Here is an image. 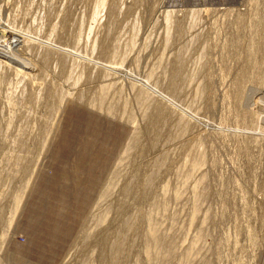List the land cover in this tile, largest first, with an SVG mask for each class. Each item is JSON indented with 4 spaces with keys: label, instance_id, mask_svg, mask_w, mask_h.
Wrapping results in <instances>:
<instances>
[{
    "label": "rangeland",
    "instance_id": "obj_1",
    "mask_svg": "<svg viewBox=\"0 0 264 264\" xmlns=\"http://www.w3.org/2000/svg\"><path fill=\"white\" fill-rule=\"evenodd\" d=\"M0 264H264V0H0Z\"/></svg>",
    "mask_w": 264,
    "mask_h": 264
}]
</instances>
